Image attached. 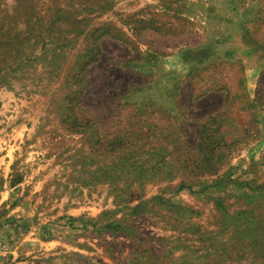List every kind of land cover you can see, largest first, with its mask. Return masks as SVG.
Instances as JSON below:
<instances>
[{
	"label": "rangeland",
	"instance_id": "374dc122",
	"mask_svg": "<svg viewBox=\"0 0 264 264\" xmlns=\"http://www.w3.org/2000/svg\"><path fill=\"white\" fill-rule=\"evenodd\" d=\"M0 264H264V0H0Z\"/></svg>",
	"mask_w": 264,
	"mask_h": 264
}]
</instances>
